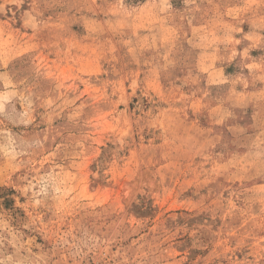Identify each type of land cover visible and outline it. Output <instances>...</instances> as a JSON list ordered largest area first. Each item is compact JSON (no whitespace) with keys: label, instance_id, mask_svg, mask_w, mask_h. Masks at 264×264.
I'll use <instances>...</instances> for the list:
<instances>
[{"label":"rangeland","instance_id":"rangeland-1","mask_svg":"<svg viewBox=\"0 0 264 264\" xmlns=\"http://www.w3.org/2000/svg\"><path fill=\"white\" fill-rule=\"evenodd\" d=\"M0 264H264V0H0Z\"/></svg>","mask_w":264,"mask_h":264}]
</instances>
